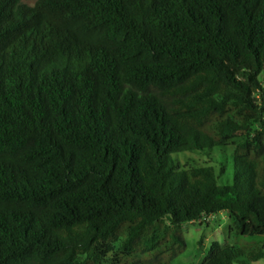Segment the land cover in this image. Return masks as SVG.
Masks as SVG:
<instances>
[{"label": "trees", "instance_id": "1", "mask_svg": "<svg viewBox=\"0 0 264 264\" xmlns=\"http://www.w3.org/2000/svg\"><path fill=\"white\" fill-rule=\"evenodd\" d=\"M217 212L264 236V0H0V264H170Z\"/></svg>", "mask_w": 264, "mask_h": 264}, {"label": "rangeland", "instance_id": "2", "mask_svg": "<svg viewBox=\"0 0 264 264\" xmlns=\"http://www.w3.org/2000/svg\"><path fill=\"white\" fill-rule=\"evenodd\" d=\"M21 2L32 5L35 0H21ZM231 148L230 145L228 150ZM181 155H183L182 160L187 158L198 163L212 165L204 153L186 152ZM213 166L217 168L216 165L213 164ZM230 224L231 219L226 212H217L207 217H200L194 221L183 223L181 233L185 241V248L170 264H203L208 246L212 241H217L221 246H246L264 240V236L244 237L235 235L230 231ZM254 264H264V258L255 261Z\"/></svg>", "mask_w": 264, "mask_h": 264}]
</instances>
